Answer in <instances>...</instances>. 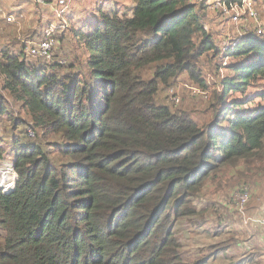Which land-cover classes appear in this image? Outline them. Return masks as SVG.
Returning a JSON list of instances; mask_svg holds the SVG:
<instances>
[{"label": "trees", "instance_id": "16d2710c", "mask_svg": "<svg viewBox=\"0 0 264 264\" xmlns=\"http://www.w3.org/2000/svg\"><path fill=\"white\" fill-rule=\"evenodd\" d=\"M221 1L228 8L243 2ZM203 2L132 0L130 16L98 11L72 29L87 53L80 63L35 64L22 51L0 53L3 88L26 108L34 132L57 133L66 144L15 148L18 180L11 192L0 190V264H188L177 252L175 221L196 214L190 198L208 179L225 166L262 159L264 145V105L231 116L223 103L202 128L156 101L159 86L183 72L198 81L192 59L206 52L238 59L214 103L264 82V37L248 29L222 52L200 23ZM51 5L56 15L65 7ZM9 7H0L7 26L4 15L19 12ZM57 70L66 71L60 77Z\"/></svg>", "mask_w": 264, "mask_h": 264}, {"label": "rangeland", "instance_id": "374dc122", "mask_svg": "<svg viewBox=\"0 0 264 264\" xmlns=\"http://www.w3.org/2000/svg\"><path fill=\"white\" fill-rule=\"evenodd\" d=\"M201 1H204L207 10L200 23L223 52L229 42L241 36L244 15L241 16L240 22H234L232 11L224 12L220 8H213L215 0ZM52 2L54 0L36 5L27 0H0V7L6 12L9 11L7 10L9 6L13 5L19 9L18 14L10 13L13 20L8 26L0 21V53L3 50L13 54L22 51L26 62L43 64L40 59L38 61L36 57L29 56L27 45L30 41L40 38L43 30L52 25L56 28L53 32L54 44L51 46L52 57L49 63H55L57 60L66 63H73L75 60L80 63L87 53L83 46L78 44L73 32L83 28L87 21L98 18V11L105 14L117 12L121 16H130L133 7L130 0H71L64 13L56 15L51 9ZM251 6L256 10L258 19L246 21L247 31L253 30L257 34L260 29L261 36L264 37L262 6L259 0L251 3ZM198 13L202 14L201 11ZM85 31H89V27H86ZM195 41L198 42L197 39ZM221 55L215 57L212 52H206L194 56L192 59L196 67L194 74L199 73L198 81L191 78L187 72L177 75L169 84L159 86L157 103L167 105L174 112L189 114L202 128L213 122L215 114L219 112L223 103L230 107V115L237 110L240 112L247 110V113L258 110L259 105L260 107L264 105V97L261 96V93H264L263 81L250 85L243 93H229L225 100L214 103L212 96L222 91V79L232 74L229 66L238 62V59L230 56L220 58ZM155 65L146 67L142 75L149 78ZM47 71H50V68ZM65 71L57 70V74L61 77ZM87 71L85 68V75ZM201 80L205 81L204 85L199 82ZM4 83V77L0 73V98H3L2 105L6 111L5 114H0V149L3 155L0 159L2 191L8 189L9 184L6 183L10 175L13 176L12 179L17 178L14 175L15 171L9 176L6 174L7 166L13 165V154L17 146L38 145L44 150L53 151L66 145L62 141V136L57 133L42 130L34 132L26 108H23L11 95L13 93L8 88H3ZM193 89L199 92L193 93ZM170 95H175L178 102H172ZM233 102L242 104L233 107L231 106ZM226 125L227 123L224 122L220 126L224 128ZM260 156L263 157L260 160L250 159L247 162L242 160L232 167L230 165L223 167L219 174L208 179L201 190L190 198L196 214L176 220L174 225V236L177 237L180 245L177 252L185 263L264 264V233L248 224V218L253 216L254 211L264 202V145ZM245 188L249 191L250 200L245 207V214H240L236 207V198ZM170 215L173 218L171 211ZM2 236L3 231L0 229V237ZM222 246L224 249H219Z\"/></svg>", "mask_w": 264, "mask_h": 264}, {"label": "built area", "instance_id": "2783aa9c", "mask_svg": "<svg viewBox=\"0 0 264 264\" xmlns=\"http://www.w3.org/2000/svg\"><path fill=\"white\" fill-rule=\"evenodd\" d=\"M28 1L38 3V4H45L47 2V0H28ZM55 1L58 5L65 6L64 8H66L69 5L71 0H55ZM213 8H220L224 12L232 11L231 16L234 22H237V21L240 22L241 16L244 15V22L241 23L242 31L240 32L242 35L247 32V27L245 25L246 21L248 19H258V14L256 10L252 8L248 0H243L242 5L240 6L237 3L232 4L229 6V8L226 7L224 3H222L221 0H215L213 3ZM63 9L61 11L56 12L57 15L64 13ZM5 20L6 22H11L13 20L12 15L11 14L6 15ZM55 28L56 27L50 25L49 27L44 29L43 37L39 43L32 45V43L29 42L27 45V53L30 56L39 58L40 60L50 61L52 57L51 46L54 44V39H53L52 34ZM261 33L262 31L259 29V33L257 34H261ZM239 40H240V36H238L237 38H234L232 45H235V43H237ZM197 92L199 91L196 89H193V93H197ZM170 99L172 102H175V103L178 102V98L175 95H170ZM6 184L7 185L9 184V180ZM11 186H8V188ZM249 200H250V194H249L248 189L245 188L239 193V195L236 198V207L238 211L240 212V214H245V207L248 204ZM257 212H258L257 214L253 213V216L248 218V222H251L255 227L261 230L260 232L264 233V203H262L258 207Z\"/></svg>", "mask_w": 264, "mask_h": 264}, {"label": "bare ground", "instance_id": "6f19581e", "mask_svg": "<svg viewBox=\"0 0 264 264\" xmlns=\"http://www.w3.org/2000/svg\"><path fill=\"white\" fill-rule=\"evenodd\" d=\"M12 173V169L10 166H7L6 168V174H8V176ZM13 176L10 175V178H9V185L8 186H11V184L13 183V180H15L14 178L11 180Z\"/></svg>", "mask_w": 264, "mask_h": 264}, {"label": "clouds", "instance_id": "9594fccd", "mask_svg": "<svg viewBox=\"0 0 264 264\" xmlns=\"http://www.w3.org/2000/svg\"><path fill=\"white\" fill-rule=\"evenodd\" d=\"M12 167H14V166L12 165ZM12 167H11V169H12ZM12 171H15V170H12ZM15 173H16V172H15ZM14 175L16 176L17 174H14ZM17 177H18V175H17ZM13 184H14V185H12L11 187H9V188L7 187L8 189L5 190V191H2L1 188H0V190L2 191V193H9L8 190H9V189H14L13 187H15V185H16V184H15V180H14V183H13ZM10 192H11V191H10Z\"/></svg>", "mask_w": 264, "mask_h": 264}, {"label": "water", "instance_id": "95a60500", "mask_svg": "<svg viewBox=\"0 0 264 264\" xmlns=\"http://www.w3.org/2000/svg\"><path fill=\"white\" fill-rule=\"evenodd\" d=\"M12 170H14V167H12ZM16 176H17V175H16ZM16 176H15V177H16ZM17 180H18V177L15 178V184H16ZM13 188H14V187H13ZM12 190H13V189H9L8 192H10V191H12Z\"/></svg>", "mask_w": 264, "mask_h": 264}, {"label": "crops", "instance_id": "0c3cea01", "mask_svg": "<svg viewBox=\"0 0 264 264\" xmlns=\"http://www.w3.org/2000/svg\"><path fill=\"white\" fill-rule=\"evenodd\" d=\"M131 2H132V0H130ZM264 203V202H263ZM258 209V208H257ZM257 209L254 211V214H257L258 212H257ZM256 228V227H255ZM256 229H258V228H256ZM259 230V229H258Z\"/></svg>", "mask_w": 264, "mask_h": 264}]
</instances>
